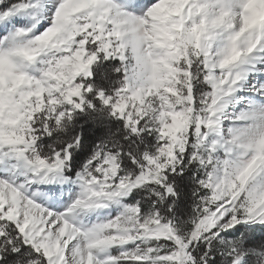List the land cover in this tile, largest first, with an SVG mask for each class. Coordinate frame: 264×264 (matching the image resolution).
Segmentation results:
<instances>
[{
	"label": "snow or ice",
	"instance_id": "obj_1",
	"mask_svg": "<svg viewBox=\"0 0 264 264\" xmlns=\"http://www.w3.org/2000/svg\"><path fill=\"white\" fill-rule=\"evenodd\" d=\"M0 264H264V0H0Z\"/></svg>",
	"mask_w": 264,
	"mask_h": 264
},
{
	"label": "trees",
	"instance_id": "obj_2",
	"mask_svg": "<svg viewBox=\"0 0 264 264\" xmlns=\"http://www.w3.org/2000/svg\"><path fill=\"white\" fill-rule=\"evenodd\" d=\"M85 134L89 138V140H92L100 135H102V130L99 129L97 126L92 125L91 127H88L85 129Z\"/></svg>",
	"mask_w": 264,
	"mask_h": 264
}]
</instances>
